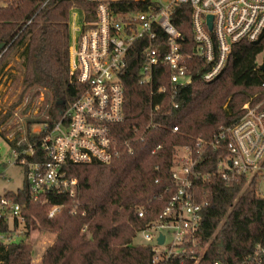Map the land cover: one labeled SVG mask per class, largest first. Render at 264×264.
I'll return each instance as SVG.
<instances>
[{"label": "trees", "instance_id": "obj_1", "mask_svg": "<svg viewBox=\"0 0 264 264\" xmlns=\"http://www.w3.org/2000/svg\"><path fill=\"white\" fill-rule=\"evenodd\" d=\"M123 1L125 6L121 2L113 7L118 11L144 8L132 0ZM43 2L0 0V75L6 57L17 53L23 92L39 88L50 94L45 118L28 121L25 140L19 141L18 131L8 139L6 129H0V136L18 150L30 145L39 160L44 159L40 150L44 132L31 133L30 124H51L80 91L68 68L69 11L79 8L85 19L93 18L94 11V3L87 0H48L42 6ZM170 13L181 32L190 81L178 86L173 95L161 92L158 88L166 83L168 73L157 67L152 81L141 83L142 46L136 45L120 75L124 117L111 126L113 158L108 163L67 162L63 169L77 179L75 190L72 194L46 191L44 203L31 200L24 179L21 188L4 192L20 204L27 232L45 229L55 234L41 255V264H264V196L256 187L264 174L247 178L232 173L224 179L216 167L218 159L226 155L222 145L208 147L196 167L208 177L194 180V197L203 207L192 238L188 236L178 245L177 253L155 263L151 245L133 243L136 234L157 219L173 192L170 168L177 148L193 146L197 139H213L221 128L240 118L246 102L264 97V71L257 61L264 50V34L257 41L234 43L221 71L205 80L203 75L211 64L195 53L190 5L176 3ZM59 100L63 103L57 104ZM9 115L8 111L0 118V128ZM173 126L176 131L171 130ZM157 145L160 147L152 153ZM52 206L60 209L48 216ZM139 210L142 216H138ZM7 230L2 221L0 231ZM23 246L20 241L0 245V264H29ZM200 247L202 253L193 250Z\"/></svg>", "mask_w": 264, "mask_h": 264}, {"label": "built area", "instance_id": "obj_2", "mask_svg": "<svg viewBox=\"0 0 264 264\" xmlns=\"http://www.w3.org/2000/svg\"><path fill=\"white\" fill-rule=\"evenodd\" d=\"M87 1L94 3L93 18L85 19L81 11V19L76 21L77 13L73 9L68 20V68L80 88L79 93L57 112L51 124L42 123L39 132H44L40 138L44 159L39 160L30 145L22 150L11 147L14 163L22 168L34 202L44 203L43 195L49 190L73 193L77 179L64 171L67 162L108 163L113 158L111 126L124 117V87L120 75L136 45L142 46L141 83L151 82L157 67L168 73L166 83L158 88L161 92L173 95L178 86L190 81L188 58L181 50V32L171 21L174 4L188 3L191 7L195 53L211 64L203 75L205 80L221 71L234 43L257 41L264 34V0H132L134 5L142 4L144 8L123 11L113 7L123 0ZM123 2L125 6L127 3ZM259 65L264 66V60ZM242 110L240 118L221 128L213 139H197L193 146L177 148L170 168L173 192L157 219L142 231L146 244L151 245L153 263L177 253L178 245L188 236L192 238L198 227L203 205L195 200L194 180L199 176L208 177L196 169L208 147L222 145L226 150L216 166L224 179L232 173L247 178L264 174V97L246 102ZM171 130L176 131L177 127ZM34 155L35 159H30ZM59 209L60 206H52L48 216ZM142 215L143 211L139 210L138 216ZM23 220L20 204L0 196V223L5 221L8 229L0 231V245L16 243L12 235L15 231L19 233ZM160 234L163 235L161 244L157 241Z\"/></svg>", "mask_w": 264, "mask_h": 264}, {"label": "rangeland", "instance_id": "obj_3", "mask_svg": "<svg viewBox=\"0 0 264 264\" xmlns=\"http://www.w3.org/2000/svg\"><path fill=\"white\" fill-rule=\"evenodd\" d=\"M75 9L77 16L76 21L81 19V9ZM70 10V11H71ZM69 11V13H70ZM71 18V22H72ZM264 60V50L257 56V61ZM6 66L0 75V118L8 111L9 117L0 129H6V137L12 139L15 132L21 133L19 141L25 140V130L28 121L41 120L45 118L46 107L45 101L50 95L47 90L39 88H27L23 92L22 66L17 53H10L6 59ZM42 123L35 122L30 124V132L38 133ZM260 177V176H258ZM23 184L22 168L14 163V156L11 147L0 136V196L5 191H15L21 188ZM257 193L264 196V179H257ZM24 222V220H23ZM19 226V233L15 231L12 235V241L21 242L23 246V256L29 264H41V255L44 249L50 245L55 234L45 229H30L28 232L23 226ZM11 227V221L9 222ZM89 233H87V237ZM169 240V235H167ZM134 244H145L142 232H138L133 239ZM194 251L203 252V247ZM192 249L190 251H193Z\"/></svg>", "mask_w": 264, "mask_h": 264}, {"label": "water", "instance_id": "obj_4", "mask_svg": "<svg viewBox=\"0 0 264 264\" xmlns=\"http://www.w3.org/2000/svg\"><path fill=\"white\" fill-rule=\"evenodd\" d=\"M211 20H212V17H211V15H209L208 16V28L209 29L212 28V22H211ZM2 46H3V44L0 43V49H1ZM259 68L263 70L264 69V66L263 65H259ZM56 103L57 104H62L63 101L62 100H59ZM157 241H158L159 244H161L163 242V235L162 234H160V236L158 237Z\"/></svg>", "mask_w": 264, "mask_h": 264}]
</instances>
